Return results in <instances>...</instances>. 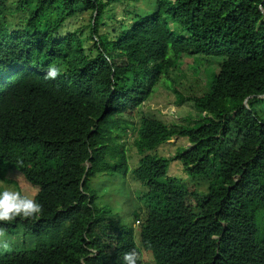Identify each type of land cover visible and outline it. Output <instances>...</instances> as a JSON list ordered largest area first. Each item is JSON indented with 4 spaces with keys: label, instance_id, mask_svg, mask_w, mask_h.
Instances as JSON below:
<instances>
[{
    "label": "trees",
    "instance_id": "1",
    "mask_svg": "<svg viewBox=\"0 0 264 264\" xmlns=\"http://www.w3.org/2000/svg\"><path fill=\"white\" fill-rule=\"evenodd\" d=\"M120 1L18 0L10 31L0 0V181L18 186L9 177L19 173L43 207L0 224L30 248L0 253V264H123L135 228L96 205L92 180L128 173L147 190L133 216L155 264H264V0H156L151 16L102 32ZM80 5L92 14L88 50L82 31L61 36ZM189 58L220 60L205 64L216 66L206 92L174 88L196 117L170 126L141 114ZM50 65L61 69L54 80ZM175 138L190 146L154 154ZM171 161L194 183L169 176Z\"/></svg>",
    "mask_w": 264,
    "mask_h": 264
},
{
    "label": "rangeland",
    "instance_id": "2",
    "mask_svg": "<svg viewBox=\"0 0 264 264\" xmlns=\"http://www.w3.org/2000/svg\"><path fill=\"white\" fill-rule=\"evenodd\" d=\"M18 0H9L7 9L4 11L3 22L10 31L19 26V19L22 14H17ZM156 0H121L119 3L110 5L103 17L102 32H107V25L113 26L117 22L121 24H131L134 20L146 18L151 16L156 11ZM79 11L78 16L70 19L62 28L61 36H65L75 31H82L83 39L85 41V49H92L94 41H91V20L92 14L83 11V6L77 7ZM83 11V12H82ZM220 60L213 58H201L199 61L193 59H185L177 67L175 71H171L168 76L158 83L153 95L146 102L141 109V114L148 117H155L158 120L170 126H181L187 123V120L196 117V111L188 103L179 104L177 101L174 88H179L185 94H193L199 92H206L207 77H210L216 68L215 64L206 66L207 62H219ZM208 63V64H209ZM203 67V68H202ZM202 68V69H200ZM166 79V80H165ZM135 134L127 140L128 156L130 158V169L133 170L138 167L140 157L134 147ZM189 143L182 139H173L169 143L160 146L154 154L157 153L159 157L173 158L179 148L189 147ZM168 175L178 179L184 180L186 184L194 183L191 178L185 175L181 162L171 161L168 166ZM9 179L18 183V186L8 185L0 181V191L5 189L10 191H20L22 194H27L29 197H35L38 189L27 183L19 173H13ZM197 183V182H196ZM199 190L204 194L207 193V181H198ZM92 187L97 190L98 207L109 208L121 222L126 226H133L135 228L137 253L139 254V261L141 264H155L150 253L143 250L139 243V234L137 227L139 222L135 221L133 213L141 211L143 203L141 198L146 193V188L140 183L136 182L132 173H128L125 177L123 175H99L92 180ZM7 242L10 245L9 250L5 251L0 248V253H10L12 251L29 250V240L26 242V248L21 249L20 244H24V235L21 232L7 234Z\"/></svg>",
    "mask_w": 264,
    "mask_h": 264
},
{
    "label": "clouds",
    "instance_id": "3",
    "mask_svg": "<svg viewBox=\"0 0 264 264\" xmlns=\"http://www.w3.org/2000/svg\"><path fill=\"white\" fill-rule=\"evenodd\" d=\"M61 69L50 65L46 73L47 79H56L60 75ZM43 207L34 197L22 194L20 191L3 190L0 191V224H9L17 218L30 219L42 214ZM6 230L0 227V248L7 251L10 248L6 239ZM123 264H138L139 254L135 249L125 252Z\"/></svg>",
    "mask_w": 264,
    "mask_h": 264
},
{
    "label": "water",
    "instance_id": "4",
    "mask_svg": "<svg viewBox=\"0 0 264 264\" xmlns=\"http://www.w3.org/2000/svg\"><path fill=\"white\" fill-rule=\"evenodd\" d=\"M247 103V100L245 101V104ZM90 167V165H88V168Z\"/></svg>",
    "mask_w": 264,
    "mask_h": 264
}]
</instances>
